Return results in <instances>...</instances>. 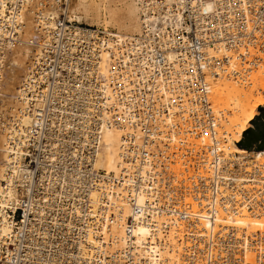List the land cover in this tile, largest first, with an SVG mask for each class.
Returning a JSON list of instances; mask_svg holds the SVG:
<instances>
[{
    "label": "bare ground",
    "instance_id": "obj_1",
    "mask_svg": "<svg viewBox=\"0 0 264 264\" xmlns=\"http://www.w3.org/2000/svg\"><path fill=\"white\" fill-rule=\"evenodd\" d=\"M60 1L62 0H0V20L11 19L13 20L11 25L17 23L22 28V33H18V37L22 35L21 40L18 38L21 43L14 45L16 38L10 39L11 32L5 29L6 23L0 24V190L3 188L2 182L8 174L10 163L9 137H7L9 133L6 134L5 131L15 127L17 130L21 125L31 124V115L27 106L19 104L16 100L21 83L25 78L35 77L34 65L50 62V57L45 54L47 50L42 51L40 47L42 34L38 29L39 22L46 20L50 25L56 24V20L51 16H60L73 22H77V19L79 21L77 23H80L81 19H86L88 25H94L102 22L104 14L118 27V30L110 29L102 23L97 25L98 27L106 28L112 33L113 38L117 37L122 42L136 39L134 45L138 50L134 49L135 61L139 71L136 74L135 71L124 74L123 70H117V68H123L121 63L113 65L112 59L115 54L118 55L116 50H112V54L92 53L91 56L85 54L64 56L59 51L54 55L53 63L67 67L72 77L66 73L60 76L58 73H53L51 78L52 83H61L63 90L61 92H64L63 95L71 100L72 103L69 104L76 108L75 113L83 115L85 114L84 105L90 93L89 90H84L93 80L92 76L95 77V71L97 74L95 79L102 82L107 104L114 107L117 112L125 114L121 117L127 119L130 124L129 127L115 123L109 110L104 111L103 108L99 113L100 116L95 119L96 122L101 121L102 139L100 148L94 152L93 164L99 169L115 174L120 181L132 179L136 185L133 200H125L123 198L125 193L121 189L114 190L120 195L112 199L110 192L106 190L109 199L103 200L101 205L89 210L80 218L86 224V231L94 229L95 232L106 235L108 231L121 252H124V246L127 243L137 251L138 264H166L167 262L168 264H213L208 260V256L213 251L209 250L206 243L203 247L197 244L191 232L193 230L200 233L211 229L214 226L213 223H218L223 225V231H228L225 240L232 247L226 255L220 253L223 261L219 264H264V112L258 115L262 110L261 106H264V51L262 48L264 4H260L262 31H260L259 66L256 69H247L245 62L234 58L230 63L232 65L230 71L216 72L214 63H211L213 56L209 58V54L216 50L202 54L200 50L205 46V42L200 40L201 47L196 48L200 53L176 52L174 45L179 43V35L174 33L171 25L175 23L181 27L183 18L193 17L197 23L187 28H192L195 33L200 34L207 21H212L209 26L224 23L218 19H225L227 13L219 12V9L231 12L237 0H200L194 1L195 4L190 6L184 5L186 13L180 21H177L180 16L176 20L169 16L172 20L169 27L173 33L161 26L162 24L164 27L167 26L169 24L167 21L154 24L150 22L148 7L144 0H120V9H122L120 12H122L119 14L116 12L119 7H110V0H76L72 8L70 7L72 0H64L65 6L61 9L62 13L60 11L53 13L43 5L44 2ZM172 6L168 4L166 8L169 9ZM190 8L192 10L194 8L193 13ZM154 10L158 13V8ZM159 14L160 8L156 15L157 20L162 19ZM77 32L86 34V31L78 30ZM214 32L219 31L214 30ZM229 35L227 30H223L215 38L217 42L224 43L233 38ZM47 39L52 42L57 39L59 44L64 46L62 38L55 36L51 31L47 32ZM148 40L161 42L159 45V48L163 49L161 57L181 72L174 73V76L168 71L164 73L162 69L158 79L150 81L146 71L148 62L140 61V50L145 51L150 59L154 56L153 52L158 55V51ZM116 47L119 49L122 44ZM39 54H41L40 59ZM205 68H208L210 73L206 77L207 83L204 84L207 96H201L199 80H202L200 73ZM182 75L184 78L181 81L192 92L195 107L186 103L178 105L171 95L179 91L181 86L174 84L180 81L179 77ZM196 78L199 80H195ZM69 83L74 85L71 86ZM82 84L83 88L76 89ZM132 86L138 87L135 91L139 94L140 105L136 97L132 96ZM149 87L154 93L156 106H149L147 103L149 97L146 89ZM177 97L181 98L182 95L179 94ZM207 98L212 102L210 106L212 112L209 114L213 118L214 127L207 121L203 112L202 105ZM149 107L161 110L160 115L154 119L155 129L161 130L160 134L166 131L170 133L166 135L165 141L157 137L159 148H154L153 142L142 143L141 154L147 158L139 169L142 177H146V167L152 172L155 165H162V177H159L160 171L156 172L152 174L150 185H146L137 180L138 175L133 171L127 176L124 174V171L133 170L134 167L130 166L131 150L125 147L124 136L126 130H131L130 132L137 136L139 134L138 130L131 125L133 119H128L127 115L136 120L140 118L146 121L149 117L147 113ZM216 107L221 110L217 111ZM50 112L56 115L55 111ZM78 118L85 125L83 117ZM12 119L15 121L14 126L13 123L6 122ZM252 124L255 129L250 127ZM153 136L152 139H154ZM258 142L260 147L263 146L256 149L258 146L255 147V145ZM155 156H160L157 164L154 162ZM126 162L129 163L126 164ZM231 164L233 165V183L224 185L222 189L220 180L223 176H229L228 168ZM247 165H251V168L246 169ZM253 179L258 181L260 194L256 191L249 192V198L254 205L253 210L249 211L246 205L240 204L239 198L244 194L239 192L243 188L251 190L250 185L256 183L251 181ZM234 183L239 188L237 193L230 191L235 188ZM177 189H181L186 196L198 197L206 206L210 205L198 222H194V219L188 216L190 211H187V207L180 204L175 197H172L171 201L167 200L172 193L175 194ZM217 189L221 194L220 197L214 195ZM147 192L151 198L150 204L166 212L152 211L150 223H147L143 217L150 206L142 205ZM160 193H162V199L167 202L165 206L160 204ZM99 195L97 192L93 193V204L98 203ZM223 199L229 207L226 212ZM108 209L115 211L116 215L108 218ZM109 220H111L110 225ZM108 225L109 229H107ZM148 234L150 239L146 242ZM89 240H92L91 236Z\"/></svg>",
    "mask_w": 264,
    "mask_h": 264
},
{
    "label": "built area",
    "instance_id": "obj_2",
    "mask_svg": "<svg viewBox=\"0 0 264 264\" xmlns=\"http://www.w3.org/2000/svg\"><path fill=\"white\" fill-rule=\"evenodd\" d=\"M144 1L148 7L150 22L154 24L167 21L169 23L167 26L164 27L163 24L161 26L171 31L173 29L174 33L179 35V43L174 45L176 52L182 53L183 51L187 54H198L201 51L203 54V52H211L214 49L216 51L211 52L209 58L213 56L211 63H214L216 72L230 71L232 69L230 63L234 58L245 62V68L247 67V69H256L259 66L260 31H262V28H260V4H264V0H237L231 12L230 10L219 9V12L225 11L227 13L225 19H218L224 23L209 26L212 21H207L200 34L195 33L192 28H187L189 25L192 26L197 23L193 17L182 19L183 14L186 13L184 5L188 4L190 6L195 4L194 1L200 0ZM168 4L173 6L167 9ZM43 5L53 13L57 11L62 13L61 9L65 6V1L44 2ZM154 8H158V13L160 8L159 16H162L161 20L156 19L158 13ZM37 10H39L38 7ZM190 10L193 13L194 8L193 10L190 8ZM169 16L175 20L180 16L177 21L182 19L181 27L174 23L171 25V29L169 25L172 20ZM51 18H54L57 23L50 25L48 21L44 20L39 22L38 25L39 32L42 34L40 47L42 51L43 49L47 50L45 54L50 57V62L34 65L35 77L25 78L22 81L21 89L16 98L19 104L27 106L31 115V124L29 126L21 125L17 130H15V127L12 130L5 131L6 134L9 133L7 137H9L8 153L10 163L8 174L2 182L3 188L0 190V264H138L136 260L137 251L131 246L126 243L124 252H121L108 231L107 235L102 232H95L94 229L86 231L85 222L80 220L89 210L101 205L103 200L109 199L106 190L110 192L112 199H116L120 195L114 190L121 189L125 193L123 196L125 200H133L136 185L134 180L120 181L119 178L115 177V174L99 169L93 164L94 152L100 148L102 139L101 121L96 122L95 119L100 116L99 113L102 108L104 111L105 109L109 110L108 112L113 116L115 123L128 125L129 127L130 124L127 119L121 117L125 114L117 112L114 107L107 104L102 82L95 79L97 77L95 71V77L92 76L93 80L89 82V85H86L87 89L84 90H89L90 93L88 92L89 98L85 102V114L83 115H77L74 111L76 108L70 106L69 103L72 102L66 95H63L64 92H61L63 91L61 83L51 82L53 73H58L59 76L66 73V75L72 77L67 67L53 63L54 55L59 51L64 56L67 54L70 56L77 54L91 56L92 53L107 52L112 54V50H116L118 55H114L113 65L116 66L117 63H121L123 68H117V70H123L124 74L128 71V74L135 71L136 74L139 71L135 61L136 53L134 49L136 47L134 44L136 39L122 42L117 37L113 38L112 33L104 27L83 26L60 16H51ZM11 22H13L11 19L0 20V24L4 25L6 23L5 29L11 32L10 39L16 38L14 39L16 42L14 45L19 44L21 41H18V38L21 40L22 35L18 37V33H22V28L17 23L11 25ZM78 30L86 31V34H78ZM214 30L219 32L227 30L230 33L229 37L232 36L233 38L224 43L217 42L215 36L219 32H214ZM48 31H51L55 36H60L65 47L60 45L57 39L53 42L47 39ZM200 40L205 42V46L198 51L196 48L201 47ZM148 41L158 51V55L153 52L154 56H151L150 59L145 51L140 50V61L146 60L148 62L146 71L149 74L148 79L150 81L157 80L162 69H164V73L168 71L173 73L174 76V73L181 72L176 66L161 57V51L163 50L159 48L161 42ZM120 44H122V47L117 49L116 46ZM126 48L129 49L126 50ZM262 48L264 51V44H262ZM40 56L41 54H39V59ZM131 59L133 60L131 61ZM208 74H210L209 69L205 68L200 73V79L202 80L195 79L201 83V96H207L204 84L207 83L206 77ZM183 78V75L180 76V81L174 84L175 86H181L179 91L174 94L171 93V95L178 105L186 103L195 107L192 92L181 81ZM69 85L73 86L74 84L69 83ZM132 87V96L136 97V101L140 105L139 94L135 91L138 87ZM77 88H83V84L78 85ZM146 93L149 97L148 105L156 106L151 87L146 89ZM160 94L162 95L161 91ZM179 94L182 95L181 98L177 97ZM211 103L207 98L202 106L207 121L214 127L213 118L209 114L212 112ZM52 110L55 111L56 115L50 112ZM160 112L161 110L158 108L149 107L147 110L149 117L146 121L140 118L136 120L126 114L128 119H133L131 125L138 130L139 134L137 136L135 133H131V130H126L124 136L126 138L125 147L131 150L130 166L134 167L133 170L124 171V174L127 176L133 171L138 175L137 180L146 185H150L152 174L160 171L159 177H162V165H155L152 172L148 171L146 167V177H142L139 171L143 165L142 163L147 159L141 154L142 143L144 141L146 144L153 142L154 148H159L157 137L165 141L166 135L170 133V131H166L160 134L161 130L154 127V119L160 115ZM80 116L86 122L85 125L78 118ZM6 122L15 125L13 119ZM152 135H154V139H152ZM158 159H160V156H155V164L158 163ZM128 163L126 162V164ZM250 168L251 165H247L246 169ZM232 170L233 165L231 164L228 168L229 176H223L220 180L222 189H224V185L233 183ZM251 181L256 182L250 185L251 190L243 188L239 192L244 194L239 198L240 204L242 206L246 205L249 211H252L254 206L252 199L249 198V192L256 191L260 194L258 181L254 179ZM234 186L235 188L230 191L237 193L239 188L236 187V183H234ZM230 191L228 192L230 193ZM94 192L100 194L97 204L92 203ZM214 195L220 197L219 189L216 190ZM172 197H175L180 204L187 207V211H190L188 216L193 218L194 222H198L203 212L210 207V205L206 206L204 201L202 203L198 197L186 196L181 189H177L175 194L172 193L167 200L171 201ZM162 198V193H160V204L165 206L167 202ZM150 201L151 198L147 192L144 203H142L146 207L150 205L146 209V215H143L147 223L152 220V211L166 213L151 205ZM222 201H224V211L226 212L229 210L228 203H225V199ZM215 207L217 206L215 205ZM75 208L79 212H76ZM107 213L108 218L116 215L115 211L110 209L107 210ZM108 223L110 225L111 220ZM213 224L214 226L211 229L203 230L200 233L192 230L191 235L201 247L206 243L209 250L213 251L208 256L209 262L219 264L220 261H223L220 253L226 255L232 247L225 240L228 231L222 230V224ZM109 225L107 229H109ZM89 236L92 237L93 241L89 240ZM149 237L148 234L146 242L149 241ZM215 249L217 250L215 251Z\"/></svg>",
    "mask_w": 264,
    "mask_h": 264
},
{
    "label": "rangeland",
    "instance_id": "obj_3",
    "mask_svg": "<svg viewBox=\"0 0 264 264\" xmlns=\"http://www.w3.org/2000/svg\"><path fill=\"white\" fill-rule=\"evenodd\" d=\"M75 1H76V0H74V2H73V0H72V2H71V6H70L71 8L74 7L73 5L75 4ZM98 1H100V0H98ZM104 3H105V2H104ZM120 4H121V1H120V0H110V1H109V5H110V7H119V9L116 10V12H118V14L122 12V11L120 12V10H122V9H120V8H121V5H120ZM116 9H117V8H116ZM73 14H74V13H73ZM82 14H83V13H82ZM81 20H82V21H80V23H83V24H82L83 26H95V25L97 26V25H102V24L104 25V24H106L110 29H113V30H116V31L118 30V27H116V26L112 23V21H110V18H109V20H108L107 16L104 15V14H103V20H102V22H101L102 24L100 23V24H94V25L89 24V25H88V22L86 21V19H81ZM83 20H84V21H83ZM107 20H108V21H107ZM76 21L79 22L77 19H76ZM223 107H224V106H223ZM261 107H262V110H260V109L258 108V111L260 110L258 115H262V113L264 112V106H261ZM226 108H227V107H226ZM219 109H220V108H219ZM219 109L216 107V110H217V111H218ZM229 109H230V108H229ZM220 110H221V109H220ZM224 110H225V109H224ZM226 111H227V109H226ZM227 112H229V111H227ZM227 112H226V114H227ZM229 113H230V112H229ZM226 114H225V115H226ZM226 117H227V116H226ZM224 123H225V122H224ZM250 127L253 128V129H255V126H254L253 124L250 125ZM242 140H243V138H242ZM244 142H245V141H244ZM256 144H257V145H255V147L258 146V144H260V142H258V143H256ZM256 149H257V148H256Z\"/></svg>",
    "mask_w": 264,
    "mask_h": 264
},
{
    "label": "water",
    "instance_id": "obj_4",
    "mask_svg": "<svg viewBox=\"0 0 264 264\" xmlns=\"http://www.w3.org/2000/svg\"><path fill=\"white\" fill-rule=\"evenodd\" d=\"M262 146H263V145H262ZM262 146H261V147H262ZM261 147L258 145L257 149H258V148H261Z\"/></svg>",
    "mask_w": 264,
    "mask_h": 264
}]
</instances>
